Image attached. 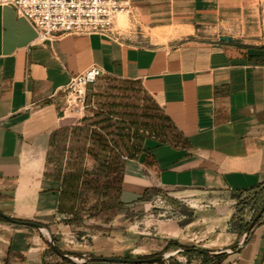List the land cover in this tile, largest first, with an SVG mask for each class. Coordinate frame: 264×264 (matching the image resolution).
<instances>
[{"label":"crops","instance_id":"crops-1","mask_svg":"<svg viewBox=\"0 0 264 264\" xmlns=\"http://www.w3.org/2000/svg\"><path fill=\"white\" fill-rule=\"evenodd\" d=\"M131 3L138 20L126 35L59 36L42 45L25 19L0 6V213L41 224L59 252L49 250L37 229L0 221V264H120L91 259H144L175 249L168 243L185 230L177 221L157 222L159 236L147 237L129 220L147 208L152 196L141 197L153 187L173 200L171 194L193 192L188 196L228 204L195 233L205 237L201 248L219 253L206 255L208 264H264V213L242 243L245 233L229 229L233 200L219 198L264 186V46L257 42L264 35V0ZM220 25L238 27L222 33L230 42L218 41L220 34L200 40ZM93 65L104 72L98 79L137 83L133 92L167 118V127L163 134L138 128L144 132L138 153L121 157L116 214L98 208L87 217L65 211V204L59 209L62 184L52 178L55 165L46 164V154L57 130L82 126L62 115V89ZM108 146L106 156L109 139ZM96 166L85 157V170Z\"/></svg>","mask_w":264,"mask_h":264},{"label":"trees","instance_id":"trees-1","mask_svg":"<svg viewBox=\"0 0 264 264\" xmlns=\"http://www.w3.org/2000/svg\"><path fill=\"white\" fill-rule=\"evenodd\" d=\"M109 80L119 82L115 79ZM122 84L126 87V92L131 93H133L135 86L138 87V84L135 82H122ZM104 108L105 109L102 113H96L94 120H84L82 126H75L71 129L68 127L61 128L51 136L50 148L46 154V164L55 165V170L51 176L54 180L61 181L62 184V192L58 206L59 209H62V204H65V211L70 213L77 212L82 199L88 193H91L98 201L101 199V202L98 203L100 211H104L105 209L110 210L112 208V214L115 215L118 210L120 177L112 179L109 182H104L103 180L108 178L113 172L120 173L122 171L123 159L121 157L130 159L135 158L142 145L143 136L136 134L132 137V143H129L131 136L126 129V123H123V121L114 122L109 118V116H116V106L111 103L107 104ZM120 114V116H124V119L131 125L144 127L159 134H163L165 127H167V118L163 114L157 112L156 109L151 108L150 105L144 106L141 115L135 111L128 112L125 109L121 110ZM140 116L143 118L142 121H139L141 119ZM91 126L99 127L107 138L103 135H99L95 129H91ZM54 136L55 138H53ZM108 139L111 142L112 147L109 155L106 156L105 150L109 147ZM89 143L90 145H99L103 149V152L97 151L91 146L88 147ZM86 156L91 157L97 162L95 169L88 171L83 168ZM260 187L261 186H258L252 189V191H255ZM160 193L161 189L159 188L153 187L147 189L143 193L141 201L148 200V197L152 194ZM235 194L239 195L242 193ZM63 196L67 199L65 203L62 200L64 198ZM253 203L258 205V212L264 204V199L259 196L257 199L253 200ZM261 218L262 217H260L256 223H258ZM0 221L8 223V221L4 220L2 217H0ZM229 223L233 226L231 231H235L239 235L242 231L245 233L250 224V222H243V220L236 221L234 216H232ZM47 245L49 250L53 254H56V252L50 247L49 243H47ZM172 247L175 249H177V247L182 248V246L175 242H169L168 248ZM220 257L222 256H216L214 258L218 259ZM147 258L149 257L144 259ZM159 263L161 264L162 262Z\"/></svg>","mask_w":264,"mask_h":264},{"label":"rangeland","instance_id":"rangeland-1","mask_svg":"<svg viewBox=\"0 0 264 264\" xmlns=\"http://www.w3.org/2000/svg\"><path fill=\"white\" fill-rule=\"evenodd\" d=\"M123 17V16H122ZM120 18V17H119ZM120 20L118 23L122 29V35L127 34L128 31L133 29V23L127 19ZM135 25V24H134ZM238 27L232 25H220L215 29L211 34H201V41H209L210 38L215 37V35L222 33H237ZM125 34V35H126ZM228 36V35H226ZM230 37V36H229ZM257 42L264 46V35L257 38ZM126 87L121 82H114L109 79H98L93 86H91L88 91L92 92V95H88L86 92L85 97V107L83 111L74 116H70L71 119H77L80 122L84 120L93 119L96 116V113H102L104 107L107 104H113L116 106V111L120 119L123 120V123L127 125V131L129 132L131 139L129 143H132V137L136 134H144L143 131H139V126L131 125L127 120L124 119V116L121 117V110L135 111L139 115L142 114L145 102L141 100V96L135 92H126ZM148 105V104H147ZM94 115V116H93ZM142 116H140L141 118ZM141 118L139 121H142ZM118 122H122L119 120ZM90 167V164L89 166ZM120 176L119 172L111 173L108 178H105L103 181H111L112 179L118 178ZM193 194V192H181L171 195H175L176 200L170 198L167 195V191L161 190L160 194H152L149 199L147 208L145 210L129 214V220L131 224L136 226V230L140 233L147 235V237H158V231L156 230V223L159 221L165 222H176L180 228L184 230V237L179 240H174L175 243L181 245L182 248L171 249L166 252V254H172L164 262L168 264H208L212 261V258H205L206 255L201 252L194 250L203 249L206 240L202 234H195L198 231H201L206 222L204 220H213L219 217L225 210V202H220L217 199L211 197H190L188 195ZM263 197L264 199V186L256 189L255 191H250L242 194H221L220 199L230 202L233 200V216L236 221L247 219V223L254 217V214H257L258 205L253 203L254 199L257 197ZM218 198V199H219ZM197 199L198 201H195ZM219 201V202H218ZM264 205V204H263ZM98 211V200L97 198L88 193L79 204V214L81 216L95 215V212ZM84 213V214H83ZM87 214V215H86ZM86 217V218H87ZM232 218V217H231ZM82 219V220H81ZM83 221V218L79 219ZM191 222H195L193 226L188 227ZM238 223V222H237ZM229 229L232 230L233 226L229 225ZM173 248V247H172ZM181 252L178 253L177 251ZM202 251H205L204 249ZM157 253L156 255H159ZM213 257V256H211ZM146 258V257H145ZM137 259V258H135ZM146 264H159V263H146Z\"/></svg>","mask_w":264,"mask_h":264},{"label":"built area","instance_id":"built-area-1","mask_svg":"<svg viewBox=\"0 0 264 264\" xmlns=\"http://www.w3.org/2000/svg\"><path fill=\"white\" fill-rule=\"evenodd\" d=\"M0 6L12 7L25 19L36 33L34 43L39 45L59 36L118 38L122 34L119 17L126 16L133 24L138 20L131 0H0ZM103 73L93 65L70 79L62 89L63 116L83 111L87 90Z\"/></svg>","mask_w":264,"mask_h":264},{"label":"water","instance_id":"water-1","mask_svg":"<svg viewBox=\"0 0 264 264\" xmlns=\"http://www.w3.org/2000/svg\"><path fill=\"white\" fill-rule=\"evenodd\" d=\"M218 41H220V42H230L231 41V37L221 35V36L218 37ZM263 213H264V205L257 212V214L254 215V217L251 219L249 227H248V230L245 232V234L243 236L242 243L244 242V239L246 238V236L249 233L250 229L253 227V225L256 223V221L260 217H262ZM0 217H2L4 220H6L9 223L14 224V225L28 226V227H32V228L37 229L38 231L43 233L44 236H46V238H47V240H48V242L50 244V247L55 252L59 253L58 250L55 247V244H54V242L52 240V237H51L50 233L41 224L36 223V222L19 221V220L11 219V218H9V217L1 214V213H0ZM177 252L180 253L181 251L178 250ZM200 252L202 254H204V255H210V256H215V255L219 254V253L208 252V251H200ZM61 256L63 258H65V259L74 260V258H72L71 256H68V255L61 254ZM170 256H172V254L161 253L159 255H156V256H153V257H149L147 259H122V258H107V259H103V258H93L91 260H93V261H108V262H114V263H120V264H143V263H158V262L164 261L165 259L169 258Z\"/></svg>","mask_w":264,"mask_h":264},{"label":"bare ground","instance_id":"bare-ground-1","mask_svg":"<svg viewBox=\"0 0 264 264\" xmlns=\"http://www.w3.org/2000/svg\"><path fill=\"white\" fill-rule=\"evenodd\" d=\"M120 18H121V19H120ZM120 18H118V19H120V20H124V19H126V18H125V16H123V17H120Z\"/></svg>","mask_w":264,"mask_h":264}]
</instances>
